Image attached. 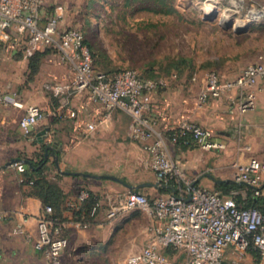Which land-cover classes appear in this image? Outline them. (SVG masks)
<instances>
[{"label":"crops","instance_id":"obj_1","mask_svg":"<svg viewBox=\"0 0 264 264\" xmlns=\"http://www.w3.org/2000/svg\"><path fill=\"white\" fill-rule=\"evenodd\" d=\"M238 29L248 30L246 34L256 43L247 41L232 52L238 61L231 65L229 74L224 73L232 79L239 76L246 66L256 62L259 54L264 56V24ZM53 57H45L53 65L48 75L56 78L69 75L67 67H60ZM11 59L17 62V58ZM24 81L22 75L12 74V82L6 89L16 91L27 104H39L46 111H53V115L36 125L26 136L19 125L24 110L13 106L0 108V264H48L34 246L37 218L48 204L38 195L35 185L24 182V173L13 165L7 166L13 159L37 160L42 154L47 161V178L61 192L60 207L56 212L63 219L64 235L69 240V247L62 257L64 263H70L67 256L73 260L81 252L112 245L120 232L129 229L135 231L137 238L130 246L128 257L139 253L145 240L150 243L153 239L154 222L151 217L141 210H125L116 218L108 219L107 209L111 205L122 204L130 187L138 188L135 191L143 189L152 197L169 194L161 191L150 167L151 153L145 146L151 140L134 141L130 138L131 115L125 110L115 109L111 117L104 118V109L93 106L88 91L77 92L71 99L51 107L43 91H30L28 88L35 87ZM250 91L256 95L255 107L245 113L238 112L235 105L245 102ZM145 99L151 103L146 117L152 128L165 138L175 165L186 176L192 177V183L196 181L202 185L212 180L213 187H216L230 180L226 177L230 169L246 164L251 158L264 156L263 82L252 90H235L220 100L211 99L202 107L189 101L179 87L154 91ZM184 121L211 130L216 139L226 143L227 148L204 151L196 142L172 143L170 130ZM53 144L57 147L48 150L50 155L46 160L47 147ZM233 145H239L238 149ZM225 152L227 155H223ZM55 155L59 157L60 169L54 162ZM29 164L24 163L27 168ZM171 187H176V183ZM180 188L178 186L176 190ZM247 188L245 185L232 191L240 205H245L250 199ZM83 189L91 191L99 204L97 213L90 214L92 218L88 221L84 220V202L79 199ZM79 212L82 216L78 215ZM149 225L152 237L147 234ZM19 229L22 232L16 233ZM163 251L166 253V249ZM227 255L231 256V253Z\"/></svg>","mask_w":264,"mask_h":264},{"label":"built area","instance_id":"obj_2","mask_svg":"<svg viewBox=\"0 0 264 264\" xmlns=\"http://www.w3.org/2000/svg\"><path fill=\"white\" fill-rule=\"evenodd\" d=\"M49 0H0V49L5 56L15 58L21 54L31 57L35 52L52 50L61 59L73 65L76 72L70 86L55 88L63 93L73 88L75 92L88 91L89 100L95 108L104 109V118L112 111L122 109L130 113L129 136L134 141L151 140L146 145L151 153L150 167L160 187H168L180 175L165 145L163 136L156 133L146 117L151 103L145 98L158 88V83L143 79L137 72L124 71L107 75L93 70V58L84 36L77 29L61 31L60 24L66 11L57 9L44 16ZM46 17V18H44ZM55 49V50H54ZM264 83V63L247 66L239 76L223 82L215 72H209L200 101L220 100L235 90H252ZM256 100L250 91L247 100L239 104L241 111L251 108ZM233 101V100H232ZM13 106L23 109L19 125L24 135L48 119L49 114L38 105H25L12 95H0V108ZM190 135L204 151L227 148L226 143L216 139L214 133L191 122H181L170 130V140L177 143L179 137ZM20 173L26 171L23 163H14ZM234 182L245 184L254 190L257 197L264 196V156L251 158L246 164L236 167ZM30 184H33L31 181ZM188 185L177 192L149 199L137 191H130L124 202L111 205L108 219L116 218L125 210H141L154 222L153 241L139 253L129 256L126 264H168L164 249L172 248L186 255L185 264H229L227 253H244L252 244L264 259V212L257 207H244L234 193L223 195L214 189ZM190 199L188 200V198ZM89 191L83 189L79 199L84 202ZM99 204L91 214L97 212ZM53 208L46 205L37 218L35 248L48 264H65L63 253L68 240L61 235L63 222L52 216ZM21 229L16 233H21Z\"/></svg>","mask_w":264,"mask_h":264},{"label":"rangeland","instance_id":"obj_3","mask_svg":"<svg viewBox=\"0 0 264 264\" xmlns=\"http://www.w3.org/2000/svg\"><path fill=\"white\" fill-rule=\"evenodd\" d=\"M45 8L44 16L54 14L57 9L66 11L60 29L81 31L92 55L95 72H137L141 78L158 83L155 91L166 87L181 88L185 97L198 107L207 103L200 101L207 74L215 72L223 82L231 81L232 78H227L224 73H228L231 65L238 61L232 52L247 41L254 42L246 34L248 30L239 32V23L247 21L246 26L264 24V0H191L190 3L189 0H49ZM254 12L256 17L253 18ZM213 13L215 16L211 17ZM231 20L233 23L229 26ZM256 41L259 42L258 39ZM53 56L60 67H67L69 75L65 74L64 78L48 75L53 65L47 59L40 61L38 72L33 75L28 57L23 55L15 62L10 56L0 53V95H12L26 106L31 105L25 103L16 91L6 89L12 82V74L18 73L27 85L35 87L28 88L30 91H43L51 107L71 99L77 93L73 88L63 93L56 92L55 88L70 86L76 70L71 63L62 60L56 50ZM257 63H264L263 55L259 54L256 62L251 64ZM255 104L246 111H241L239 104L233 105L238 112L245 113L252 110ZM46 112L52 114L53 111ZM165 145L168 149L166 141ZM233 146L237 148L239 145ZM176 168L180 172L174 179L176 187L186 189L192 183V177ZM229 171L226 177L233 181L236 168ZM212 182L197 185L215 189ZM138 193L149 199L158 197H152L143 189ZM149 226L147 234L152 237ZM61 235L68 240L64 235V226ZM134 238L137 236L133 229L124 230L112 245L81 252L73 260L67 256L70 263L65 261L67 264H125ZM150 240L153 241L152 238ZM147 244L145 240L143 249ZM165 255L168 264L186 262L185 254L175 249H166ZM228 260L230 264H264V259L250 252L249 248L244 253H231Z\"/></svg>","mask_w":264,"mask_h":264},{"label":"trees","instance_id":"obj_4","mask_svg":"<svg viewBox=\"0 0 264 264\" xmlns=\"http://www.w3.org/2000/svg\"><path fill=\"white\" fill-rule=\"evenodd\" d=\"M51 52L52 50L50 49H47L45 51H38V52H35L31 57H29L31 74L34 75L38 72L40 61L45 59V57ZM22 56L23 55L21 53L17 55L15 58H17L18 60V59H21ZM105 73L107 75L114 74L113 72H105ZM57 105L58 103L56 104V106ZM192 142H195L194 139L190 137V135H186V136L179 137L177 143H190L191 144ZM43 148L45 150L46 146L44 145ZM47 152L50 155V151H47ZM29 162H30L29 167L27 168L25 166L26 171L24 172V178H23L24 182L25 183L31 182V181L33 182V185H35V187L38 190V195L42 197L48 205L52 206L53 208L52 216L55 219H58L59 221L63 222V219L56 212V208L60 207L58 200L60 198L61 192L58 189V187L52 184L51 182H49L47 178L48 167H47V161H45V154L39 155L37 160L30 159ZM59 176H60V173H59ZM244 187H245V184H241V183H237V182L229 180L221 184H217L214 190L221 192L223 195H230L232 191L239 190ZM247 189L250 191V199L243 206L244 207L254 206V207L259 208L262 212H264V196L257 197L254 195L253 188L248 186ZM161 191L165 193H172V192H176L177 190H176V187L170 186V187H161ZM97 205H98V200L95 199L92 192L89 191V198L85 200L83 204V208L86 209V214H85L86 217L84 219L85 221H88L90 218H92L90 217V214L93 208L96 207ZM78 215L82 216L80 212L78 213ZM249 251L259 256V253L257 252V250L254 248L252 244L249 246Z\"/></svg>","mask_w":264,"mask_h":264},{"label":"water","instance_id":"obj_5","mask_svg":"<svg viewBox=\"0 0 264 264\" xmlns=\"http://www.w3.org/2000/svg\"><path fill=\"white\" fill-rule=\"evenodd\" d=\"M191 2V0H189V3ZM215 16V13H213L212 15H211V17H214ZM232 23H233V21L231 20V21H229V26H231L232 25ZM239 30V32H242V31H244L245 29H238ZM57 147V144H53V145H49L48 147H47V151L48 150H53V149H55ZM49 158V154H48V152L46 153V160ZM54 162H55V164L58 166V168L60 169V164H59V157L58 156H54ZM14 163H25V164H29L30 162L28 161V160H24V159H13L12 161H10L8 164H7V166H11V165H13ZM84 176H90V177H94V178H100L101 176H92V175H88V174H83ZM208 176L209 177H211V178H213L211 175H209L208 174ZM218 183H221V182H223V181H217ZM197 184V182L195 181L194 183H192V185L191 186H195ZM130 189L131 190H136V189H138V188H135V187H130ZM190 199V197L188 198V200Z\"/></svg>","mask_w":264,"mask_h":264},{"label":"bare ground","instance_id":"obj_6","mask_svg":"<svg viewBox=\"0 0 264 264\" xmlns=\"http://www.w3.org/2000/svg\"><path fill=\"white\" fill-rule=\"evenodd\" d=\"M225 16H226V17H229L228 14H226ZM251 17H253V18L256 17V13H255V12L252 13V16H251ZM246 25H247V21H241V23H239V26H240V27H244V26H246Z\"/></svg>","mask_w":264,"mask_h":264}]
</instances>
